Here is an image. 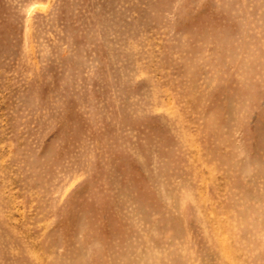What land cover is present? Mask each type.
<instances>
[{
    "label": "rangeland",
    "instance_id": "obj_1",
    "mask_svg": "<svg viewBox=\"0 0 264 264\" xmlns=\"http://www.w3.org/2000/svg\"><path fill=\"white\" fill-rule=\"evenodd\" d=\"M0 264H264V0H0Z\"/></svg>",
    "mask_w": 264,
    "mask_h": 264
}]
</instances>
